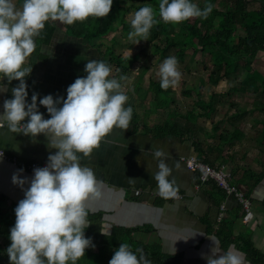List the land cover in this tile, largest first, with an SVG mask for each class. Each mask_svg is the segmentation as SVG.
<instances>
[{
	"label": "crops",
	"instance_id": "1",
	"mask_svg": "<svg viewBox=\"0 0 264 264\" xmlns=\"http://www.w3.org/2000/svg\"><path fill=\"white\" fill-rule=\"evenodd\" d=\"M37 43L41 44L38 46L39 51L35 50L37 108L48 119L50 114L39 104V100L46 95H52L54 100L61 97L66 99L68 86L76 78L86 77V64L99 60L100 54L82 38L69 35L59 21L45 22L44 29L35 37L36 46ZM24 67H32L31 73L25 78L28 92L26 99L27 103H31L33 53L26 59ZM254 68L264 76V52L256 57ZM126 77L120 83L122 91L129 97L126 107L131 106L133 109L128 129L114 128L90 157H82L80 161L82 166L93 169L100 182V197L89 199L86 208L89 213L101 215L97 221L101 230L110 232L113 224L132 228L138 242L156 245L164 254L177 257V264H207L202 255H211L210 249L214 244L220 250L217 256L231 248L243 254L245 264H264V99L256 103L258 111L251 109V112L239 117L237 124L240 134L234 146L225 150V153L232 152L233 156L229 164L222 165L229 171L235 166L233 179L239 183L232 184L243 189L245 183L238 179L245 170L263 172L262 179L249 195L254 216L244 223L239 203L233 196H222L220 205L216 203L210 210L212 201L221 194L220 187L213 180L197 182L199 171L190 169L183 161L184 156L194 154L199 157L193 141H184L172 134L155 136L150 129L161 120H156L158 111L144 104L145 89L138 88L137 81L127 82L129 76ZM112 78H120L114 70H111L109 79ZM18 84L17 80L9 83L7 78L0 79V114L4 111V100L13 98L12 88ZM0 122L4 125L0 127V147L17 157L16 163L0 157V193L6 197V205H18L33 178V170L28 169V164L33 163V137L22 132L13 133L6 120ZM27 122L28 118L22 121ZM228 128L233 133L234 126ZM209 140L207 145L213 142L211 138ZM48 144L45 134L35 137V162L48 164L49 155L58 151L49 148ZM156 149L165 152L166 155L161 159H165L172 168L169 180L175 178V186L184 194L182 199H164L152 194L157 187L154 179V173L158 171V161L154 158ZM14 174H18L21 179L26 178L28 183L23 188L13 184ZM138 189L141 190L140 194H136ZM222 204L226 206L224 217L234 216V219L231 220V228L226 226L220 230L217 215ZM208 220L212 222L211 226ZM224 239L230 241L227 248L223 246Z\"/></svg>",
	"mask_w": 264,
	"mask_h": 264
},
{
	"label": "clouds",
	"instance_id": "2",
	"mask_svg": "<svg viewBox=\"0 0 264 264\" xmlns=\"http://www.w3.org/2000/svg\"><path fill=\"white\" fill-rule=\"evenodd\" d=\"M112 5L113 0H23L18 9L13 0H0V79L19 81L12 88L13 98L4 100L0 120H6L13 133L33 138L45 134L48 147L58 149L49 155L45 167L34 169L30 186L15 208L11 244L6 250L10 264H76L87 248L95 247L84 234L90 225L86 202L100 197V182L93 169L82 166L80 161L90 157L114 128L128 129L133 109L126 107L129 97L120 83L127 77L109 79L111 68L105 62L89 61L85 66L87 76L76 78L68 86L66 99L54 100L52 95H46L39 100L50 114L45 119L37 108V94L27 103L25 78L32 67L24 64L36 48L34 37L44 29L45 22L73 25L89 17L103 18L109 15ZM213 8L211 3L201 9L191 0H160L158 14L165 23L179 24L192 18L207 19ZM155 17L152 6L136 11L128 39L134 44L148 41L150 29L159 22ZM159 76L163 90L179 84L181 73L175 57L163 61ZM25 118L28 122L22 123ZM165 155L162 149L154 153L158 161V171L154 173L158 194L164 199H178L176 180H169L172 168L161 159ZM12 182L23 188L28 180L14 174ZM101 234L107 236L109 232L101 230ZM210 251L211 255H202L207 264H245L243 254L231 248L217 256L220 250L214 244ZM136 253L139 256L128 243H121L109 264H152L143 249L137 248Z\"/></svg>",
	"mask_w": 264,
	"mask_h": 264
},
{
	"label": "trees",
	"instance_id": "3",
	"mask_svg": "<svg viewBox=\"0 0 264 264\" xmlns=\"http://www.w3.org/2000/svg\"><path fill=\"white\" fill-rule=\"evenodd\" d=\"M159 2L160 0H113L108 16L89 17L83 22L77 21L73 25H63L69 35L82 38L95 47L100 54L99 60L114 70L115 75L129 76L140 54L123 56L117 50L120 44L118 40L121 38L114 35L109 40L108 36L113 32L116 34L119 27H121L122 34L124 31L127 33L132 31L131 21L128 20L127 14L131 10L138 11L144 6H152L156 10L155 18L159 22L150 29L148 41H145L143 48L145 51L149 45H152L153 51L159 54L161 62L169 57H175L178 66L188 68L190 66L186 63L187 55H190V62L206 55L208 62H205V68L208 70L209 77L216 83L223 79L238 80L239 76H242L237 91L264 95V76L254 69L256 57L264 52V0H191L201 9L208 3L214 5V8L207 19L192 18L179 24L165 23L160 18ZM18 3L22 7L23 0H18ZM255 4L259 5L255 6ZM37 44L35 50L39 51L41 44ZM125 45L131 46V43ZM146 69L138 78V88H142L140 82ZM160 80V77L151 78L148 89H145L146 97L150 93V97H147L150 99V107L152 106L156 111L163 110L166 114L150 131L155 136L162 137L172 134L180 136L184 141L192 140L199 153L197 158L203 163L217 168L229 164L233 154L230 151L225 153V150L234 146L240 134L237 124L239 117L248 114L251 110L240 106L237 102L227 101L222 91L215 90L206 99L201 93L203 88L200 85L184 89L183 93L193 97V108L182 114L176 106L173 107L176 101L172 95V88L163 90L160 87ZM230 93L231 91H228L227 94ZM228 102L231 108H236V113L228 111L221 113ZM258 102L255 101V104ZM197 108L200 110L197 111ZM217 115L220 116L218 120L215 118ZM200 117L213 123L211 129L206 130L205 133V137L212 139L211 145H206L195 134L197 130L195 124L198 123ZM186 121L194 122V125L190 126ZM198 126L201 128L200 125ZM228 126H234L233 133H230ZM262 136L264 138V131ZM234 167L233 165L230 170V182L238 184L239 182L233 179L236 174ZM197 175L196 181L200 182V172ZM262 177L263 172L247 169L240 178L241 180L238 179L245 183L244 190L248 197ZM219 190L221 194L212 201L210 210L216 203L220 205L222 196L225 197L227 194L224 189L219 188ZM16 206L15 204L6 205V197L0 193V264H10L6 250L11 244L10 229L15 225ZM239 207L241 213L238 212L236 215L239 213L242 215L243 210L240 204ZM87 218L90 225L85 228L84 234L86 238H91L95 247L87 248L85 255L77 260L76 264H109L121 243H128L137 256L139 253H136V249H143L146 258L151 260L152 264H177V257L164 254L156 245L149 246L138 242L133 236L134 229L113 224L109 235L105 236L101 234V226L97 224L101 215L88 212ZM233 219L234 216H225L221 222L217 221L219 229L223 230L226 226L231 228ZM207 222L210 226L212 225L211 221ZM229 243L228 239L223 240L225 248Z\"/></svg>",
	"mask_w": 264,
	"mask_h": 264
},
{
	"label": "rangeland",
	"instance_id": "4",
	"mask_svg": "<svg viewBox=\"0 0 264 264\" xmlns=\"http://www.w3.org/2000/svg\"><path fill=\"white\" fill-rule=\"evenodd\" d=\"M127 1V0H126ZM13 3L17 6V8H21L18 3V0H13ZM259 4H255V6H258ZM136 10H131L127 14V18L129 21H131L132 17L134 16ZM124 34V35H123ZM122 34L121 27H119V30L116 32H113V34H109V40L116 35L120 40L119 45L117 46V50L121 52L126 56H132L136 53H139L140 56L138 57L137 61L134 64V67L129 75V79L127 82L133 81L135 83L138 81V78L140 77V74L142 71L145 70V74L141 80V86L143 89H148L149 87V81L151 78L160 77L159 76V69L163 62L159 60V54L155 53L153 51V46L149 45L148 49L145 51L143 48L145 47V41L141 40L138 44H134L133 41H130L128 39L127 32L124 31ZM137 40H140V37L136 38ZM126 43H131V46L125 45ZM208 62V56L204 55L201 58H198L194 62H190V55L186 56V63H189L188 67H183L182 65L178 66V70L181 73V79L177 86L171 87L172 88V95L175 97V104H173V107H177V109L182 113H186L189 109L193 108V97L190 95H187L183 93L184 89L186 87H197L202 86L201 93L203 96L208 99L211 92L217 90L222 91L225 93V99L227 101H234L237 102L242 107H247L249 110L255 109L258 111L259 106L255 104V101L262 102V99H264V95H261L260 93L253 94V93H242L237 91L236 89L240 86V80L242 79V76H239L238 80L234 79H223L220 82L216 83L214 80H212L209 77L208 70L205 68V64ZM255 69V68H254ZM232 89V90H231ZM228 91H231L230 94H227ZM147 97H150V93ZM145 95V102L144 104L146 106H150V99L147 98ZM264 107V105H263ZM200 110V108H197V111ZM236 113V108H231L229 105V102L224 106L221 113ZM255 112V111H254ZM164 115L163 110H159L157 113L156 120L161 119ZM216 120L220 118V116L215 117ZM187 124L190 126L194 125V122L186 121ZM201 126V128L198 125ZM195 124L197 128L196 136L198 139H202L201 141L208 143L210 140L208 137H205L206 130L211 129L213 123L209 120L204 119L203 117H200L198 119V123ZM207 145V144H206ZM253 148V147H252ZM238 149V147H236ZM254 149V148H253Z\"/></svg>",
	"mask_w": 264,
	"mask_h": 264
},
{
	"label": "built area",
	"instance_id": "5",
	"mask_svg": "<svg viewBox=\"0 0 264 264\" xmlns=\"http://www.w3.org/2000/svg\"><path fill=\"white\" fill-rule=\"evenodd\" d=\"M0 157L8 161L17 162L16 156L6 153V151L1 147H0ZM182 159L186 163L187 167H189L192 170H198L200 172L201 183H205L210 180H213L216 182L217 186L224 189L227 195L233 196L238 201V203L242 206V210H243L241 215L242 222L247 223L253 218L254 212L252 209V202L250 197L246 195V192L240 186L237 187L232 185V183L230 182L231 173L229 170L226 169L225 166L219 168L213 167L209 164L203 163L200 160H198V158L194 154L189 156H184L182 157ZM46 165L47 164H39L35 162V168L45 167ZM28 168L33 170V163L30 164ZM140 192H141L140 189L136 190V194H140ZM152 194H154L155 196H160L158 194L157 187L152 191ZM183 196L184 194L180 190H178V197H179L178 199H182ZM171 199H176V198H171ZM225 210H226V206L225 204H222L217 218L218 222H221L223 220Z\"/></svg>",
	"mask_w": 264,
	"mask_h": 264
},
{
	"label": "bare ground",
	"instance_id": "6",
	"mask_svg": "<svg viewBox=\"0 0 264 264\" xmlns=\"http://www.w3.org/2000/svg\"><path fill=\"white\" fill-rule=\"evenodd\" d=\"M7 153V152H6ZM232 185H234V186H237V187H239L238 185H235V184H232ZM242 188V187H241ZM243 189V188H242ZM244 190V189H243ZM245 191V190H244Z\"/></svg>",
	"mask_w": 264,
	"mask_h": 264
}]
</instances>
